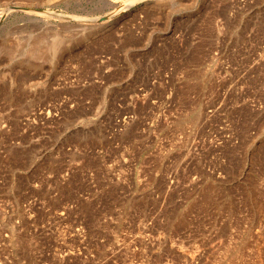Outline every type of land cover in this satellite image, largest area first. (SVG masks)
I'll return each mask as SVG.
<instances>
[{"label":"rangeland","instance_id":"rangeland-1","mask_svg":"<svg viewBox=\"0 0 264 264\" xmlns=\"http://www.w3.org/2000/svg\"><path fill=\"white\" fill-rule=\"evenodd\" d=\"M7 9L0 264H264V0Z\"/></svg>","mask_w":264,"mask_h":264},{"label":"bare ground","instance_id":"bare-ground-1","mask_svg":"<svg viewBox=\"0 0 264 264\" xmlns=\"http://www.w3.org/2000/svg\"><path fill=\"white\" fill-rule=\"evenodd\" d=\"M135 3H137V1L136 2H129V3H126V5L123 7V8H121L120 10L121 11H125L126 12V10H128L130 7H132ZM22 11H24V13H25V16H29V17H39V16H43V15H47L48 13H36V12H34V11H27V10H25V9H22ZM17 12H19V10H17ZM116 12V11H115ZM50 13V12H49ZM9 14H10V10L9 9H7V10H4V11H0V18H2V17H4L5 19L9 16ZM116 14V13H115ZM114 14V15H115ZM49 16H51V17H55V18H57V17H61V15L59 16V15H57V14H48ZM111 17L113 16V14H111L110 15ZM110 17V18H111ZM3 18V19H4ZM62 18H63V16H62ZM61 18V19H62ZM76 19V18H75ZM84 19H86V18H83V20ZM88 19V18H87ZM36 20V19H35ZM74 20V19H73ZM81 20V19H80ZM89 20V19H88ZM91 20V19H90ZM108 19L106 18L103 22H101V26H103L104 24L106 25V22L105 21H107ZM82 22V21H81ZM105 22V23H104ZM102 29H105V28H102ZM98 30V29H97ZM97 30H93V31H91L93 34H91V35H94V34H96L98 31ZM100 30V29H99ZM103 32H106V31H103ZM87 36L86 38H85V40H88V38H91L92 36ZM52 47H54L53 45H52ZM3 93V92H2Z\"/></svg>","mask_w":264,"mask_h":264},{"label":"built area","instance_id":"built-area-1","mask_svg":"<svg viewBox=\"0 0 264 264\" xmlns=\"http://www.w3.org/2000/svg\"><path fill=\"white\" fill-rule=\"evenodd\" d=\"M52 111V112H51ZM54 108L50 104L41 105L37 109H33L31 113H29L28 117L25 118L26 124H30L32 122H35L37 120H54L56 117H58L57 113H54Z\"/></svg>","mask_w":264,"mask_h":264}]
</instances>
